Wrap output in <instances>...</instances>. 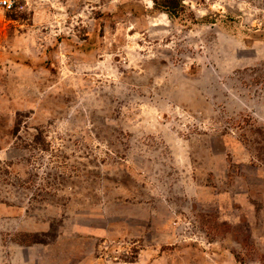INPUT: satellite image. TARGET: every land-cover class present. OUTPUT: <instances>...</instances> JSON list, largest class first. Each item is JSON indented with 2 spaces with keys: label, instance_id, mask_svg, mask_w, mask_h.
<instances>
[{
  "label": "rangeland",
  "instance_id": "obj_1",
  "mask_svg": "<svg viewBox=\"0 0 264 264\" xmlns=\"http://www.w3.org/2000/svg\"><path fill=\"white\" fill-rule=\"evenodd\" d=\"M0 264H264V0L0 9Z\"/></svg>",
  "mask_w": 264,
  "mask_h": 264
},
{
  "label": "built area",
  "instance_id": "obj_2",
  "mask_svg": "<svg viewBox=\"0 0 264 264\" xmlns=\"http://www.w3.org/2000/svg\"><path fill=\"white\" fill-rule=\"evenodd\" d=\"M20 5V0H0V9L7 12L16 10Z\"/></svg>",
  "mask_w": 264,
  "mask_h": 264
}]
</instances>
